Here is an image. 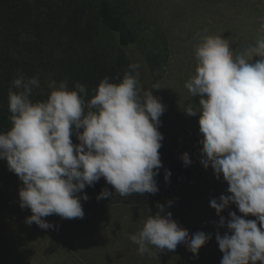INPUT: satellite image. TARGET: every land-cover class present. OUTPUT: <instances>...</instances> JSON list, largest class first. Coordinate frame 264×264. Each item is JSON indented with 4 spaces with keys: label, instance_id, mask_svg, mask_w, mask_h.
Instances as JSON below:
<instances>
[{
    "label": "clouds",
    "instance_id": "obj_1",
    "mask_svg": "<svg viewBox=\"0 0 264 264\" xmlns=\"http://www.w3.org/2000/svg\"><path fill=\"white\" fill-rule=\"evenodd\" d=\"M196 62V75L185 87L199 97V107L187 104L183 110L188 116L200 114V163L229 185L230 195L210 200L220 216L218 228L228 229L215 235L221 264H264V37L237 52L222 35L204 36ZM139 68V62L131 63L118 84L105 77L90 100L85 85L69 90L66 81H50L48 98L33 102L38 77L13 80L17 91L8 93L12 127L0 132V159L22 181L20 207L32 213L27 225L53 228L44 219L53 214L83 218L81 201L89 199L84 190L101 178L122 197L159 192L155 177L163 167L159 150L164 140L159 127L166 106L153 95L158 88L141 84ZM73 134L79 143H73ZM180 159L185 166L192 163L188 152ZM171 175L165 169L166 182ZM110 196L113 192L104 188L97 200ZM173 203L157 202L159 211L130 235L139 254L151 255L152 248L175 251L183 242L198 257L212 239L203 231L190 236L170 211L162 214ZM232 204L243 216L235 211L230 219L221 215Z\"/></svg>",
    "mask_w": 264,
    "mask_h": 264
},
{
    "label": "rangeland",
    "instance_id": "obj_2",
    "mask_svg": "<svg viewBox=\"0 0 264 264\" xmlns=\"http://www.w3.org/2000/svg\"><path fill=\"white\" fill-rule=\"evenodd\" d=\"M139 18L145 35L153 37L163 33L170 42L172 57L164 71L156 73L153 94L166 106V114L174 129L183 134L191 147L201 145L199 118L188 116L183 110L187 104L199 107V97H192L185 87L196 75V47L204 36L229 39L234 51L255 46L264 37V0H136ZM253 11V13H252ZM254 14V15H253ZM135 58L140 50L133 49ZM255 57L254 60H259ZM152 86V87H153ZM185 152H190L185 150ZM192 178L179 186L165 179L160 181V199L149 207L110 205L103 199L81 201L84 217L66 219L53 214L44 219L55 225L41 229L35 222L25 223L30 209L20 207L19 177L0 159V263L6 264H221L223 252L215 235L228 232L218 228L220 216L210 206V200L227 192L223 177L217 180L214 170L201 163L193 166ZM174 203L165 209L173 219L187 229L189 235L199 231L212 234L198 257L181 242L175 251L139 254L138 246L130 240L143 227L146 219L159 209L157 202ZM235 211L243 216L235 204L221 215L230 219ZM255 220L254 216L244 217ZM157 253V254H156Z\"/></svg>",
    "mask_w": 264,
    "mask_h": 264
},
{
    "label": "trees",
    "instance_id": "obj_3",
    "mask_svg": "<svg viewBox=\"0 0 264 264\" xmlns=\"http://www.w3.org/2000/svg\"><path fill=\"white\" fill-rule=\"evenodd\" d=\"M140 11L136 0H0V132L12 127L8 93L20 75L40 80L30 97L33 102L48 98L50 81H66L69 90H75L77 83L85 85L86 99L90 100L105 77L118 84L135 62L140 64L141 84L152 87L156 73L169 66L172 52L163 33L145 35ZM135 48L140 50L138 59ZM160 119L163 167L155 179L159 188L168 169L172 185L179 186L192 178L193 166L200 163L202 145L185 143L166 112ZM72 140L79 143L75 134ZM185 150L190 151L192 160L188 166L180 159ZM104 188L113 192L112 197L103 199L110 205L146 208L160 199L151 193L122 197L104 178L84 192L95 198Z\"/></svg>",
    "mask_w": 264,
    "mask_h": 264
}]
</instances>
